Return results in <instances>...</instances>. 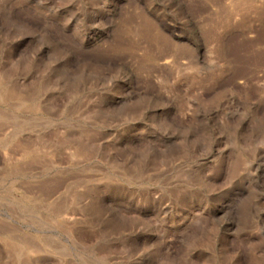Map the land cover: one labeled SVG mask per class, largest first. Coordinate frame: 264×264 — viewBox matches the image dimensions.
I'll use <instances>...</instances> for the list:
<instances>
[{
    "label": "rangeland",
    "instance_id": "374dc122",
    "mask_svg": "<svg viewBox=\"0 0 264 264\" xmlns=\"http://www.w3.org/2000/svg\"><path fill=\"white\" fill-rule=\"evenodd\" d=\"M0 264H264V0H0Z\"/></svg>",
    "mask_w": 264,
    "mask_h": 264
}]
</instances>
